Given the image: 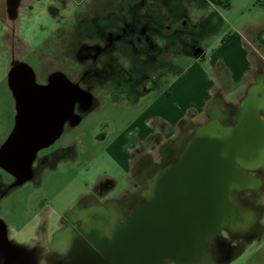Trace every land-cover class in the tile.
I'll return each mask as SVG.
<instances>
[{
    "label": "flooded vegetation",
    "instance_id": "obj_1",
    "mask_svg": "<svg viewBox=\"0 0 264 264\" xmlns=\"http://www.w3.org/2000/svg\"><path fill=\"white\" fill-rule=\"evenodd\" d=\"M42 1H46L43 5L44 12L50 15L52 25L46 37L37 43L38 53L49 49L51 57H58L60 53L56 49L62 48L63 63H55L60 67H51L48 72L43 68L37 72L18 57L15 59L14 52L11 57H7V48H0V57L9 60L8 68L0 81L11 101V106L0 113V147L8 140L16 117L15 102L9 88V73L12 68L28 66L32 70V81L40 86L51 83L60 88L69 84L74 87L76 98L72 111L62 121L58 136L48 147L35 154L26 177H15L0 167V223L5 227L1 216L3 202L25 186L31 185L33 189L39 186L45 173L62 175L68 172L74 159L79 156L76 144H86L85 134L75 131L83 124L89 125L90 121L87 119L97 112L103 102L113 106L122 100L127 103L125 109L129 110L149 93L161 88L166 79V71L171 67L162 59L157 63V56L164 49L157 42L161 43L168 36H179L190 31L185 19V4L181 0H0V13L7 19L0 18V23L6 28L5 21L15 23L22 9L28 8L30 11L32 4H40ZM15 29L13 27L11 32L14 33ZM16 38L20 45L27 48L25 40ZM259 39L257 42L263 43ZM184 53L193 58L199 56L197 59L203 60L202 51L197 47L186 45ZM40 63L39 59L38 66ZM259 71L260 68L257 67L253 73L258 77L255 82L257 84L249 86L250 90L243 96V99L250 96L245 105H229L224 113L216 111L214 107L205 123L196 126L195 131L188 135V148L195 141L220 143L224 149L220 156L233 159L235 168L245 175V180L236 187L243 190L256 189L259 186L256 172L264 171V126L257 117L259 111L263 113L259 116L264 118V75ZM19 77L20 80L24 78ZM66 99L65 96L64 101ZM139 118L143 119L144 115ZM224 118H228L230 123L225 128L221 121ZM184 124L181 122L177 126L184 127ZM171 132L167 128V122L160 116L144 119L136 135L127 131L130 135V147L125 188L115 193L117 183L113 179L98 180L90 192L78 197L73 210L63 212L51 236L47 234L46 221H42L38 226L36 239L40 241L41 238L49 237L46 264L67 260L71 248L77 242L95 253H99L100 242L110 243L112 235L106 236L99 232L98 221L104 218L99 216L100 211L107 217L113 215L111 205L121 206L122 213L113 215L114 224L121 228L130 219L131 211L127 210L128 213L124 208L132 210L147 207L154 202L156 182L170 167L176 166L188 150L181 151L171 166L167 165L165 157L167 152L173 151V144L177 145L174 146V151L178 152L184 143V137L169 138ZM151 173L155 174L153 180ZM130 175L135 177L133 184L129 181ZM136 178H140L143 183H138ZM130 188H134L138 194L131 195L133 192ZM224 220L225 225H238L246 221L244 216L234 218L230 214ZM36 246L34 249L38 250ZM196 253L193 245L191 260ZM202 256L196 262L164 259L161 264H215L218 257L214 254L211 258L208 252H204Z\"/></svg>",
    "mask_w": 264,
    "mask_h": 264
},
{
    "label": "rangeland",
    "instance_id": "obj_2",
    "mask_svg": "<svg viewBox=\"0 0 264 264\" xmlns=\"http://www.w3.org/2000/svg\"><path fill=\"white\" fill-rule=\"evenodd\" d=\"M42 2L32 4L30 11L28 8L22 9L15 23L5 21L6 28L0 23V48H7V57H11V53L14 52L15 59L19 58L26 62L35 71L40 72L43 68L48 72L51 67L59 66L55 63L60 61L63 63L64 51L62 48L56 49V52L60 53L58 57L54 55L51 57L48 53L49 49L38 53L37 43L46 37L52 25L50 15L44 12L43 5L46 1ZM181 2L185 4L184 12L187 15L185 19L190 31L179 36H168L161 43L157 42L164 48L157 56V63L162 59L171 67L166 71V79L162 87L149 93L137 106L129 110L125 109L127 103L122 100L113 106L103 102L97 112L87 119L90 121L89 125L83 124L75 131L85 134L86 144H76L79 156L74 159L71 169L62 175L45 173L39 186L34 189L31 185L25 186L16 195L3 202L1 216L6 225L8 240L14 245L34 250L38 256V264L47 263L46 252L49 244V237L41 238L40 241L36 239V232L42 221H46L47 234L51 236L63 212L73 210L78 197L90 192L98 180L113 179L117 183L115 193L125 188L130 147V135L127 131L136 135L142 126V121L152 116H160L166 121L174 122L176 118L186 113V109L194 108L208 97L210 90H213V99L210 108L203 114L205 120L212 115L214 107L216 111L224 113L229 105H245L250 96L243 99L242 95L250 90L249 86L257 84L255 82L258 77L253 74L255 68L259 67V72L264 75V0H181ZM0 18H3L2 12ZM13 27L16 28L14 33L11 32ZM16 37L25 40L27 48L23 44L20 45ZM258 38L263 43L259 44ZM186 45L201 49L202 53L206 54L205 60H195L185 54ZM223 51H226L230 57H237L244 65V71L247 70L245 92L241 91L243 90L241 83L234 87L223 84L224 78H228L229 73L224 72L225 64L221 61L216 63V59L219 55H223ZM39 59L41 63L38 66ZM209 60L213 62L211 66ZM8 65L9 60L0 57V80ZM182 75L190 76L196 82V90L186 103H184L186 99L176 95ZM214 77L222 87L215 88ZM10 106V97L0 81V113ZM140 115H144V118H139ZM221 121L224 128L230 125L228 118ZM199 125V123H189L184 124V127L176 126L169 129L172 130L169 138L184 137V143L180 144L182 149H178V152L174 151V146L177 145L173 144L171 147L173 151L167 152L165 157L167 165L171 166L180 152L187 150L188 135L192 134ZM256 173L258 175L256 177L259 178V186L256 189L230 192V203L235 207L239 217L244 216L246 221L238 225H221L210 239L205 240L201 256L204 252H208L211 258L217 254L215 264H247L250 256L264 247V171ZM154 175L151 173V180L154 179ZM128 178L133 184L135 177L130 175ZM136 179L138 183H143L140 178ZM130 190L133 192L131 195L138 194L134 188ZM111 208L114 216L122 213L121 206L113 204ZM124 210L131 211L129 214L131 219L136 209L124 208ZM99 214L104 217L98 221L99 232L103 235L111 234L115 237L129 228L116 226L113 215L106 217L101 211ZM34 246L40 251L34 249ZM201 256L199 259L203 257Z\"/></svg>",
    "mask_w": 264,
    "mask_h": 264
},
{
    "label": "water",
    "instance_id": "obj_3",
    "mask_svg": "<svg viewBox=\"0 0 264 264\" xmlns=\"http://www.w3.org/2000/svg\"><path fill=\"white\" fill-rule=\"evenodd\" d=\"M30 75L28 66H16L9 73L16 117L8 140L0 147V167L15 177L28 175L35 154L58 136L76 98L71 85L40 86ZM223 151L218 142L195 141L180 162L158 179L154 202L136 208L125 232L110 243L100 242L99 253L77 242L67 260L52 264L196 262L205 240L225 225L224 217H239L229 198L232 190H243L236 187L245 175L235 168L233 159L220 156ZM193 245L197 253L191 260ZM0 264H38L34 250L10 243L1 223Z\"/></svg>",
    "mask_w": 264,
    "mask_h": 264
},
{
    "label": "crops",
    "instance_id": "obj_4",
    "mask_svg": "<svg viewBox=\"0 0 264 264\" xmlns=\"http://www.w3.org/2000/svg\"><path fill=\"white\" fill-rule=\"evenodd\" d=\"M222 53H223V55L218 56L220 59L219 58L216 59L217 60L216 63L218 64L219 61H221L223 64H225L227 67L226 66H225L226 68L223 67L224 72L229 73V77L224 78L225 80L223 81V84H226L229 87H234L235 85L241 83V86L243 89L241 91L245 92L244 86H245V81H246L247 70L244 71L245 67H244V65H242L240 63V60H238L237 57H233V56L230 57L226 53V51L225 52L223 51ZM202 56H203V60H205L206 54L202 53ZM198 57L199 56H197V58ZM197 58H193V59L202 60V59H197ZM208 62L210 64V66L213 63L212 60H209ZM242 62H244V64H245L244 60ZM181 78H182L181 83L177 87L176 95H180L182 99H186V101H184V103H186L188 101V99L191 98L190 96H192L196 90L195 89L196 88L195 87L196 82H195V80L190 78V76H187V75L185 77H184V75H182ZM214 80H215V85H216L215 88L216 89L222 87L217 82V79L215 77H214ZM224 88H226V86ZM212 91L213 90H210L209 96L205 97L201 103L196 104V106L194 108L186 109V113H184L182 116L176 118L174 122H170L168 120L167 121L165 120L167 122V128L173 129L178 124H180L181 122H184L185 124H189V123L190 124L191 123H197L198 124L199 123L200 124L199 126L204 124L207 119L206 120L203 119V114L206 112V110H208V108H210V104H211L212 99H213ZM223 93H225V92H223ZM244 95H242V96H244ZM227 103H231V102H227ZM261 114L263 115V113L258 111L257 117L262 122V124L264 126V118L262 119L259 116ZM263 159H264V156H263ZM247 264H264V247L260 248L259 250H256L255 253L252 256H250V258L248 259Z\"/></svg>",
    "mask_w": 264,
    "mask_h": 264
}]
</instances>
